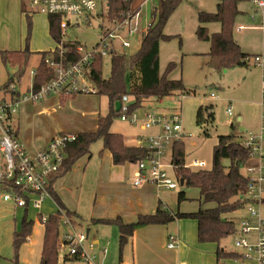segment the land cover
<instances>
[{"label":"trees","instance_id":"1","mask_svg":"<svg viewBox=\"0 0 264 264\" xmlns=\"http://www.w3.org/2000/svg\"><path fill=\"white\" fill-rule=\"evenodd\" d=\"M181 1H159V6H156L155 11L152 13V25L142 37L138 51L130 56H127L125 52L116 50L111 53V75L108 78L102 76L103 58L100 55H96L88 67L87 78L95 86L96 94L105 95L108 98L109 112L99 114L95 130L73 133L74 138L67 141L63 148L64 160L62 166L59 171L50 177L48 184L52 198L55 199L61 209L42 220L45 225V234L40 264L58 263L61 226L63 225L62 213L71 220L73 225L78 223L77 218H79V215L65 208L56 194L53 186L56 179L67 173L77 160L84 156H90L92 154L91 146L98 139L103 141L102 151L109 150L116 163H135L138 159L146 157L150 151L140 145L128 144L121 133L111 130L113 116L123 113L122 106L119 109L116 108V103L122 101V96L125 94L130 96L131 102L127 105L130 112L140 107L143 100L147 98L157 97L162 99L179 90L185 93L189 92L181 78L173 79L169 77V74L175 68L176 64L174 62L168 63L163 72H161L159 64L160 42L169 40L172 37L164 33V27ZM218 1L216 11L199 12L200 24L196 30V35L200 40L210 41L211 48L208 56L210 62L217 67L227 68L236 65H247L251 55L242 50L233 36L235 17L239 14L238 1ZM28 3L29 0H22V10L26 14L29 36L32 29L31 13L36 12H31ZM135 4L136 0H107L106 16L110 20L122 19L135 10ZM60 21V15H49L50 32L56 42V47L52 50L39 52L41 58L34 70L32 79V89L34 91H39L43 85L55 77L56 67L47 63V58H52L54 63L59 65L74 63L80 58V52L78 51L80 43L75 40H67L62 36ZM214 21L221 23V29L218 32L210 33L205 24ZM32 53L33 51L27 46L19 50H2L1 60L6 66L8 64L18 66L19 70L15 76L20 81ZM15 76L10 77L1 87L4 91L10 92V99L12 100L19 99L21 95L18 90L10 88ZM71 93L73 92L63 91L60 93V97L71 96ZM210 120L213 121L212 113L210 114ZM197 122L198 124L203 123L201 108L197 114ZM241 137L234 134L219 135L213 149L212 165L201 169L186 167L185 143L182 139L173 141L171 161L174 164V174L179 181L183 180V188L177 195L178 202L180 203L187 198V189L193 188L199 192L202 204L213 203L214 205L211 207L201 206L195 212L182 213L180 211L174 212L159 203L154 212L141 214L134 222L125 223L119 218L115 219L114 221L118 223L120 229V248H123L128 241V237L133 234L137 227L149 224H166L182 217L197 220L199 242L219 243L221 240L234 235L237 231L236 220L233 217H228V215L243 208L249 201L246 197L249 177L243 170L246 165L254 162L251 159L250 150L243 145ZM225 160H228L229 163L226 164ZM0 188L4 192L22 193V190L14 183L13 179L0 177ZM98 221L107 220L94 219L92 222L97 223ZM32 225L33 220L29 219L25 212L21 228L14 230L13 233L14 264H20L18 259L19 249L31 235ZM227 256L241 257V254L234 251H224L220 248L217 250L219 260ZM65 259H79V257L67 255Z\"/></svg>","mask_w":264,"mask_h":264},{"label":"rangeland","instance_id":"2","mask_svg":"<svg viewBox=\"0 0 264 264\" xmlns=\"http://www.w3.org/2000/svg\"><path fill=\"white\" fill-rule=\"evenodd\" d=\"M159 1L160 0H147L146 3L141 6L140 9L143 13L141 20L142 24L146 22V13L148 12V17L150 18L154 12V7L159 6ZM182 2L183 0L181 3ZM238 6L240 10L243 9L244 12L237 14L235 17L233 36L236 41L240 43L241 48L252 57L264 51V29L260 27L262 25L261 16L258 11H255L257 15L256 18L253 19L251 14L254 8L247 2L239 1ZM98 10L100 14H106L107 4L105 0L99 6ZM246 10H248V13H245ZM182 13L181 10L180 16ZM46 15L47 14L43 16L47 17ZM172 16H174V14ZM180 16H174L175 19H173V17L169 19V22L172 21L170 25L171 29L173 31L179 29V32L173 33L178 35H171L172 37L167 40L166 52L171 53L185 43L186 47L180 51L179 62L181 61V63H179V66L181 67V79L189 92L185 93L179 90L162 99L157 97L147 98L143 100L140 107L135 109L136 112L134 113L137 114L139 118L138 121L133 122L131 119L123 120L120 114L114 115L111 122V130L121 133L129 143H131L133 137L136 136H141L143 141H146L151 136L162 133V128L159 124H154L150 127L142 126L141 119L146 112L151 114L179 113L182 118L185 132V136L182 139L185 143V163H190L194 159L205 160L208 163V167L212 165L213 149L219 135L234 134L237 136H247L249 134H256L260 136L261 133H263L262 140L264 146V118L262 117L261 106L259 104L262 77L261 65L255 64L253 59H251L247 65H236L227 68L217 67L214 63L210 62V57L208 56L211 48L210 43L208 50L192 52L191 49L194 47L192 39L186 37L189 36L192 31L188 29L184 19ZM180 21H182L181 28L179 24ZM76 22H78V24H75ZM239 24L248 26V28L239 30ZM20 26L24 27L28 34V27L20 22H12L10 30L7 27V29H4V32H6V30H8L9 33L19 32ZM101 26H110L105 15L97 16L93 14L90 16V24L86 23L82 17H79L66 29L65 39L78 41L83 45L84 52L90 51L100 42L102 37ZM1 34L2 29L0 26V35ZM194 35L195 40L202 42L204 45L206 41L200 40L196 33H194ZM0 37H2V35ZM180 39L183 40V43L180 42ZM130 41L131 46L124 49L127 56L138 51L142 36H134ZM2 49L6 50L5 47L0 49V102H9L11 97L10 92L4 91L1 87L10 77L15 76L19 69L18 66L14 64H8L7 66L3 64L1 60ZM39 58L38 55H31L25 73L20 81L16 76L14 77L15 83L13 84L18 90H21L25 94H29L33 79L32 72L36 68L40 60ZM166 65L167 61L163 57V67H166ZM101 73L104 78H108L111 75V57L109 55L103 58ZM73 93H71V96L66 97H60L59 93H51L46 95L42 100H35V104L24 106L22 109L21 103L24 100L20 99V103L18 104L20 107L12 118V122H14L16 126H19L18 140L23 145L29 146L38 141L45 142L46 140V142H49L59 133H76L96 129L98 114H107L109 112L108 98L105 95H98L90 91ZM212 93L217 95V98H211ZM124 106L125 103L123 104V107ZM200 108L202 109V124H198L197 122V114ZM228 108H231V115L227 112ZM211 113L213 115L212 122L210 120ZM55 124L58 125L57 128ZM172 140L166 144L163 155V161L167 163L166 170L170 175L174 174V169L171 167ZM102 148L103 141L98 139L92 144L91 152L95 156L101 153ZM225 163L228 164L229 161L225 160ZM261 164L264 166V156L261 158ZM243 171L246 172L245 170ZM88 179L90 178L88 177ZM182 188L183 186H180L178 189L162 188L167 190L165 195L167 199L164 202L168 204L169 207L174 208L175 210L172 209L174 212H177L179 208L176 194ZM196 191V189L190 188L186 190V194L188 195L190 193L191 195L196 193ZM87 193L92 194V190H90V192L86 191V194ZM3 194L4 191L0 189V259L6 262V251L12 250L9 262L13 263L15 255L13 233L14 230H19L21 228L25 209L14 207L11 202H4ZM188 198L190 197H187V199ZM49 201L50 200L47 199L44 204L49 203ZM192 203V200H187L182 202L180 206L189 208L192 206ZM89 205L90 204L84 200V208H88ZM246 213V209L244 211V208H241L237 210L236 213L229 214L228 217H233L237 221ZM27 214V216H29L28 218H34L38 215V210L30 208ZM44 214H46V211H44ZM90 223H92L90 219H84L78 223L80 225H76L75 229L77 232H87L86 229L88 227L92 228ZM171 223L172 222L168 223L169 228L172 232H175L176 230L173 228L175 226L171 225ZM101 227H106L107 231L112 228L114 234L109 236L108 233L107 235L112 240L117 239L116 234L118 232L116 231V226L104 225ZM11 237L12 242L10 241ZM225 240L223 241L226 243L228 250H235L237 248L234 244L233 236H229ZM90 243H92V241L87 238L86 244L88 247ZM252 243H254V237H252ZM117 245V251L119 252L118 242ZM59 248L60 253L57 264H90L84 258L64 260L63 252L67 251V247L59 245ZM20 250L21 247L18 253L19 261ZM90 253L94 254L91 250ZM233 259L237 262L233 261L230 264H258L254 254L245 260L242 257H233ZM117 263L118 258L116 263L114 259L109 258L108 260L104 259V261L99 264Z\"/></svg>","mask_w":264,"mask_h":264},{"label":"crops","instance_id":"3","mask_svg":"<svg viewBox=\"0 0 264 264\" xmlns=\"http://www.w3.org/2000/svg\"><path fill=\"white\" fill-rule=\"evenodd\" d=\"M140 2H142V0H136L135 6L137 7ZM218 2V0H183V2L179 4L176 10L169 17V19L171 17L175 19L174 16H180L182 10L183 13L180 17L184 19L188 29L192 31L189 36H186L189 37V39H192L194 46L191 49L192 52L206 51L209 49L210 41H206L203 45L202 42L195 40L194 33H196V28L200 24L198 18L199 12L216 11ZM29 5L30 4L28 3V7ZM251 6L254 8L253 12H255V7L253 5ZM154 8H156V6ZM238 9L239 14L244 12L243 9L240 10L239 6ZM245 13H248V10H246ZM42 14L43 13H31L32 29L29 36L26 32V29L22 26H20L19 32L17 31L16 33H9L8 30L4 32V29H7V27L10 30L12 22H20L25 24L27 27L28 25L26 23V14L22 10V0H0V26L2 29V37H0V49L5 47L6 50H19L27 46L31 51H33L31 55H38L40 58V51L54 49L56 42L50 32L49 15L44 17L43 15L45 14ZM173 14L174 16H172ZM147 15L148 12L146 14V18H148ZM169 19L164 27V33L167 35H178L173 34L175 32H179V29L173 31L170 27L172 21L169 22ZM179 24L181 28L182 21H180ZM205 25L207 26L210 33L218 32L221 29V23L217 21L208 22ZM167 42V40H162L160 42V70L161 72L165 70V66L163 67L164 57L167 61V65L170 62H174L176 64L175 68L169 74V77L173 79L182 78L180 75L181 67L179 66V63H181V61L179 62V56L181 49L186 47L185 43L183 46H180L173 52L167 53ZM180 42L183 43V40L180 39ZM262 53H264V51L258 54ZM13 83H15V81ZM13 83L11 85L15 86ZM16 90H18L17 87ZM18 91L20 94H23L21 90ZM30 104H35V102L27 100L22 101L21 109L24 108V106H28ZM12 124L14 127H16L18 132L17 136L19 138V126H16L14 122H12ZM57 126L58 125L55 124L56 128ZM93 130L95 129L89 131ZM142 142H144L142 137L136 136L133 137L131 143H127L131 145H140ZM47 144L48 141L46 142L45 140V142L38 141L37 143H32L29 146L24 145V147L30 154H35ZM136 173V163H116L111 152L105 149L102 151V153H98L95 156L92 153L90 156H84L80 158L67 173L56 179L54 182L53 186L56 194L63 202L65 208L76 213V215H79V218H77L78 223L84 219H90L91 221L94 219L107 220L102 222L98 221L97 223L92 222L90 224L92 225L93 230L92 228L88 227L86 229L87 232L84 231L87 233L88 238L93 243V246L90 247L89 250L94 253L91 254L95 256V263H102L104 259L108 260L109 258L114 259L115 263L117 262L118 258L117 264H230L233 261L237 262L235 259H233V257L228 256L219 260L217 257V250L220 248L224 251H234L241 254L242 249L236 248L235 250H228L226 243L223 241L225 239L221 240L219 243L199 242L197 235V220L190 217L177 218L171 221V225L175 226L173 227L176 230L175 232L170 230L168 223L139 226L134 230L133 234L128 237L127 243L121 249L119 242L120 229L118 223L114 221L115 219L119 218L125 223L134 222L137 220L139 215L154 212L157 209L159 203L165 205L171 210H175L164 202L167 199L165 196L167 190L162 189L164 187L157 186L152 182H145L141 185H135L133 181L136 178ZM88 177L90 179H88ZM90 190H92V194H86V191L90 192ZM178 192L176 194L177 202ZM186 197L190 198H186L182 202L192 200L193 203L192 206L187 208L184 205V207L180 206L182 202H178V211L182 213L195 212L199 210L201 206L211 207L214 205L213 203L202 204L198 191L191 195L190 193L188 195L186 194ZM49 200V203H43L41 208L37 209V216L34 218H29L33 220V225L31 235L21 246L19 261L20 264H40L45 234V225L41 217H47L48 215L53 214L61 209L55 199L50 198ZM84 200L90 204L88 208H84ZM3 201L11 202L13 203L14 207H17L12 200H5L4 194ZM263 205L264 203L261 205L262 211ZM20 208H24L27 214L29 209L34 207L29 205L28 207ZM245 209L246 208H244V211ZM44 211H46V214H44ZM236 212L237 211L234 213ZM246 215L247 213L244 216ZM62 217L63 225L67 226H61V234L71 231L72 228L75 229L76 225H80L78 223L73 225L71 222L72 224H69L68 226V224H65L64 222V216ZM104 225L116 226V231L118 232L116 234L117 239L112 240L109 237L111 234H114V232L112 228L107 231L106 227H101ZM108 233L109 236L107 235ZM172 235L176 237L177 243L174 248H169V237ZM10 241L12 242V237ZM117 242L119 244V252L117 251ZM11 253L12 250H7L5 254L7 255V261L3 262V260L0 259V264H13L9 262ZM63 253V259L66 260L65 256H67V251Z\"/></svg>","mask_w":264,"mask_h":264},{"label":"built area","instance_id":"4","mask_svg":"<svg viewBox=\"0 0 264 264\" xmlns=\"http://www.w3.org/2000/svg\"><path fill=\"white\" fill-rule=\"evenodd\" d=\"M144 0L135 7L132 13H128L122 19H108L110 26L103 27L100 42L90 51L84 52L83 45L78 46L80 58L67 65L55 64L52 58H47V63L56 67L55 77L47 82L39 91H34L32 85L29 94H21L19 99L0 102V177L13 179L14 183L20 187L22 193L15 191H5L4 199L12 200L17 207H28L32 205L34 208H41L47 199H52L48 189L50 177L59 171L64 160L63 148L67 141L74 138L73 133H59L54 136L48 144L36 152L30 154L24 145L18 140L17 129L12 124L13 115L17 112L20 99L24 101H38L45 98L51 93L65 92H96L95 86L88 80L87 71L93 58L100 55L102 58L111 56L116 50L124 52L125 48L131 46V38L134 36H144L152 25V15L146 18L145 24H142L141 6L146 3ZM243 1L253 5L258 11L264 29V0H232ZM104 0H29L31 12L43 14H56L61 16L60 26L62 36L65 37L66 29L71 26L73 21L82 17L86 23L90 24V16H104L100 14L99 6ZM107 4V0H105ZM156 8H154L155 11ZM256 12L251 14L252 18H256ZM147 14V13H146ZM148 16V15H147ZM75 18V19H74ZM75 24H78L76 22ZM248 28L243 24L238 25L239 30ZM255 64L262 67L261 77V96L259 104L261 106L262 117L264 118V53L256 54L250 57ZM34 73V71L32 72ZM12 90L16 87L11 85ZM211 98H217L214 93ZM131 102L130 96L125 94L122 96L121 106L123 120L131 119L133 122L139 120L136 110L130 111L128 104ZM125 106L123 107V104ZM229 115L232 114L231 108L227 109ZM143 127H150L159 124L162 133L151 136L146 141L140 143V146L149 149V153L144 158L138 159L136 178L133 181L135 185H141L145 182H152L160 187L169 189L179 188L180 181L175 175H170L163 161V155L166 144L172 139L181 140L185 136L182 118L179 113L173 114H151L146 112L141 119ZM260 136L249 134L242 136L243 145L250 150L251 159L254 161L244 167V172L249 177L248 190L246 197L249 201L244 208L247 215L236 221L237 231L234 236V244L237 248L242 249L241 257L243 259L250 258L253 254L256 256L258 264H264V214L261 205L264 203V166L261 164V158L264 156V146ZM171 167L174 164L171 161ZM186 167L201 169L207 168L208 163L205 160L194 159L192 162L185 164ZM65 224H72L71 220L64 214ZM46 217L42 216V220ZM254 237V243H252ZM88 238L87 233L77 232L74 228L71 231L61 234L60 245L67 247L68 256H77L84 258L90 264L94 262L95 256L90 253L89 247L93 243L86 244ZM177 239L175 236L169 237L168 247L174 248ZM128 264V263H125ZM241 264V263H239Z\"/></svg>","mask_w":264,"mask_h":264},{"label":"water","instance_id":"5","mask_svg":"<svg viewBox=\"0 0 264 264\" xmlns=\"http://www.w3.org/2000/svg\"><path fill=\"white\" fill-rule=\"evenodd\" d=\"M120 106H121V102L118 101V102L116 103V108L119 109ZM180 185L183 186V180L180 181Z\"/></svg>","mask_w":264,"mask_h":264}]
</instances>
